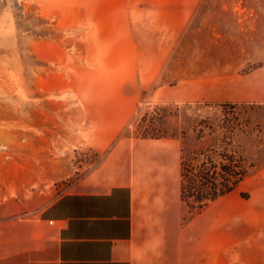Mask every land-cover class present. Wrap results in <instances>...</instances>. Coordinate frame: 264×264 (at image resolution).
I'll use <instances>...</instances> for the list:
<instances>
[{"label": "rangeland", "instance_id": "rangeland-1", "mask_svg": "<svg viewBox=\"0 0 264 264\" xmlns=\"http://www.w3.org/2000/svg\"><path fill=\"white\" fill-rule=\"evenodd\" d=\"M210 149L249 174L183 222L264 264V0H0V224Z\"/></svg>", "mask_w": 264, "mask_h": 264}, {"label": "crops", "instance_id": "crops-1", "mask_svg": "<svg viewBox=\"0 0 264 264\" xmlns=\"http://www.w3.org/2000/svg\"><path fill=\"white\" fill-rule=\"evenodd\" d=\"M166 163L161 155L145 177L72 192L33 219L0 224V264H240L237 243L209 240L200 219L184 224L180 180Z\"/></svg>", "mask_w": 264, "mask_h": 264}, {"label": "trees", "instance_id": "trees-1", "mask_svg": "<svg viewBox=\"0 0 264 264\" xmlns=\"http://www.w3.org/2000/svg\"><path fill=\"white\" fill-rule=\"evenodd\" d=\"M214 153L210 149L182 158L180 198L191 211L201 213L234 191L249 174L240 158L234 160L224 151L220 161H215Z\"/></svg>", "mask_w": 264, "mask_h": 264}]
</instances>
